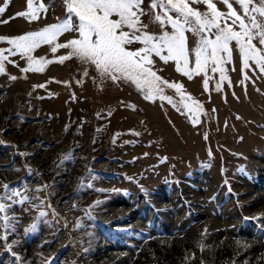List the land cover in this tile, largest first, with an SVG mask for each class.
<instances>
[{"label": "rangeland", "instance_id": "374dc122", "mask_svg": "<svg viewBox=\"0 0 264 264\" xmlns=\"http://www.w3.org/2000/svg\"><path fill=\"white\" fill-rule=\"evenodd\" d=\"M17 1L0 0V20H9L0 23V36L37 31L64 17L62 0H43V19H10L27 11L26 0ZM193 7L205 11L203 4ZM142 19L159 33L149 15ZM187 35L195 46L198 37ZM233 48L219 91V73H208L206 91L203 75L188 80L174 64L156 60L158 75L182 84L202 105L195 124L173 89L164 92L172 103L145 100L130 82L100 78L76 58L27 73L18 56L10 59L19 67L5 62L0 196L9 198L0 202L9 207L0 216L11 226L0 227L7 237L0 240V264H264V75L249 71L241 83ZM67 51L53 54L42 45L33 55L55 61ZM23 196L29 199L19 203ZM40 211L46 215L37 221Z\"/></svg>", "mask_w": 264, "mask_h": 264}, {"label": "snow or ice", "instance_id": "6c2138e0", "mask_svg": "<svg viewBox=\"0 0 264 264\" xmlns=\"http://www.w3.org/2000/svg\"><path fill=\"white\" fill-rule=\"evenodd\" d=\"M34 2L26 0L27 11L15 13L10 19L21 17L29 23L39 20V13H46L48 8L43 0L38 7L34 6ZM219 2L226 6V12L218 9L214 0H150L148 12L144 8L145 0H62L64 17H58L57 22L46 24L37 31L12 37L0 36V42L9 45L0 48V75L7 74L5 62L19 67L11 57L18 56L27 62V67L20 69L22 73L42 72L47 64H63L76 58L82 64L93 67L100 78L110 79L113 83L130 82L144 93L145 100L159 98L172 103V97L164 92L165 88L173 89L179 97L180 106L191 114L190 118L195 124L199 122L202 105L186 95L182 84L169 82L158 75L155 70L157 59L164 65L174 64L175 71L188 80H192L194 75H203L206 91L210 80L208 73H219L220 81L216 84L219 91L220 82L227 79L225 66L232 63L234 44L241 61V83L250 79L249 71L264 75V0ZM198 4H203L205 11L193 7ZM4 12L5 7H0V14ZM146 15L159 25V33L148 30V24L142 19ZM0 23L6 24L9 20H0ZM188 33L198 37L195 46L190 44ZM65 34L73 35L65 42H59ZM42 45L51 46L53 54L59 49L68 51L55 61L34 57L33 53ZM83 75H88L87 69ZM9 79L15 81L18 77L9 75ZM36 87L44 85H34L33 89ZM186 100H191V104ZM69 158V155L63 157L64 160ZM2 186L5 190L9 189L7 184ZM87 187L92 188L93 185L89 183ZM36 191L42 189L37 188ZM13 195L19 196V193L13 191ZM8 198L0 196V200ZM28 199L23 196L19 203ZM40 203L42 205L43 201ZM100 203L97 200L91 207ZM7 207L0 202V213H5ZM45 215L44 211H40L36 220ZM9 219L7 215L0 216V220L4 221L0 227L9 228ZM35 227L33 223L28 230ZM4 239L7 237L0 235V240ZM236 243L240 247H247L240 240ZM6 247L11 250L12 245Z\"/></svg>", "mask_w": 264, "mask_h": 264}, {"label": "crops", "instance_id": "0c3cea01", "mask_svg": "<svg viewBox=\"0 0 264 264\" xmlns=\"http://www.w3.org/2000/svg\"><path fill=\"white\" fill-rule=\"evenodd\" d=\"M17 3V6H18V1L17 0H15V4ZM46 14V13H45ZM42 19H43V17L42 16H40ZM44 17H46V15H44Z\"/></svg>", "mask_w": 264, "mask_h": 264}, {"label": "bare ground", "instance_id": "6f19581e", "mask_svg": "<svg viewBox=\"0 0 264 264\" xmlns=\"http://www.w3.org/2000/svg\"><path fill=\"white\" fill-rule=\"evenodd\" d=\"M11 23V22H10ZM56 65V64H55Z\"/></svg>", "mask_w": 264, "mask_h": 264}]
</instances>
